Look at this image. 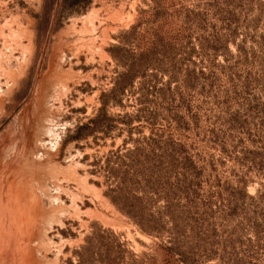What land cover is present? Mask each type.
Segmentation results:
<instances>
[{
	"label": "rangeland",
	"instance_id": "374dc122",
	"mask_svg": "<svg viewBox=\"0 0 264 264\" xmlns=\"http://www.w3.org/2000/svg\"><path fill=\"white\" fill-rule=\"evenodd\" d=\"M0 264H264V0H0Z\"/></svg>",
	"mask_w": 264,
	"mask_h": 264
},
{
	"label": "trees",
	"instance_id": "16d2710c",
	"mask_svg": "<svg viewBox=\"0 0 264 264\" xmlns=\"http://www.w3.org/2000/svg\"><path fill=\"white\" fill-rule=\"evenodd\" d=\"M139 72L140 71L136 70L135 74L131 73L132 77L137 76ZM150 148L152 149V152L154 154L155 158L153 159V162L155 163H153L152 167L146 169V171H149L150 173V179L148 180L149 184L152 183L151 181L152 178H156L157 181L161 179V175L163 173V166H162L163 164H162L161 159L163 160V158L166 157V149L164 151V147H150ZM134 151L139 153L140 149L136 148ZM157 151H160L161 153L158 155L155 154V152ZM115 191L118 192L119 196H117V199L115 198V201L113 199V201L116 204H121L122 206L121 210L125 212L127 215L133 217L136 221H138L139 224H141L143 230L150 231V228L152 227L144 229V224L148 222L149 220L145 218L144 210L143 208L140 207V202H139L140 199L134 196H131V194H128L127 196L123 195L122 191L124 190L120 187H117Z\"/></svg>",
	"mask_w": 264,
	"mask_h": 264
},
{
	"label": "bare ground",
	"instance_id": "6f19581e",
	"mask_svg": "<svg viewBox=\"0 0 264 264\" xmlns=\"http://www.w3.org/2000/svg\"><path fill=\"white\" fill-rule=\"evenodd\" d=\"M14 19H15V18H14ZM7 22H8V21H7ZM10 28H11V27H10ZM12 30H13V29H12ZM10 31H11V30H10ZM10 31H9V32H10ZM15 33H16V32H15ZM16 34L18 35V33H16ZM2 36H3V35H2ZM12 36H13V33H12ZM12 36H11V37H12ZM14 36H15V35H14ZM18 36H19V35H18ZM19 37H20V36H19ZM8 38H10V37H8ZM20 38H21V37H20ZM4 40L6 41V39H4ZM19 40H20V39H19ZM19 40H18V41H19ZM2 41H3V40H2ZM10 41H11V40H10ZM7 42H8V41H7ZM11 42H12V41H11ZM9 47H10V46H9ZM17 50H18V49H17Z\"/></svg>",
	"mask_w": 264,
	"mask_h": 264
}]
</instances>
